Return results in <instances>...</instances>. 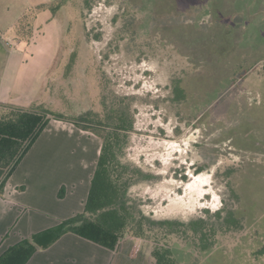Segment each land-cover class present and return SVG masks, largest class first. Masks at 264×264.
Returning <instances> with one entry per match:
<instances>
[{
	"label": "rangeland",
	"instance_id": "1",
	"mask_svg": "<svg viewBox=\"0 0 264 264\" xmlns=\"http://www.w3.org/2000/svg\"><path fill=\"white\" fill-rule=\"evenodd\" d=\"M6 6L1 0L0 35L11 51L8 102L38 101L76 116L101 111L103 98L126 97L134 117L126 159L153 174L131 188L141 209L154 218L203 216L217 224L215 245L206 250L172 239L175 258L264 264L252 226H220L215 215L238 209L264 233V56L238 71V54H264V0H8ZM28 9L35 10L29 41L12 30ZM135 242L133 257L152 261L150 243Z\"/></svg>",
	"mask_w": 264,
	"mask_h": 264
},
{
	"label": "trees",
	"instance_id": "2",
	"mask_svg": "<svg viewBox=\"0 0 264 264\" xmlns=\"http://www.w3.org/2000/svg\"><path fill=\"white\" fill-rule=\"evenodd\" d=\"M34 17L32 9L21 14L12 26L17 38L29 41ZM261 56L245 58L246 70L251 60L257 62L262 60ZM176 90L183 91L179 87ZM51 119L70 122L100 139L83 209L51 227L21 238L0 254V264H25L37 249L47 248L65 233H73L110 250H116L127 234L134 240L150 243L154 264H181L173 254L171 240L174 238L186 242L193 240L201 250L215 245L217 224L209 223L203 216L187 221L154 218L141 209V202L132 195L131 188L151 180L153 174L126 159L134 128V117L126 97L111 101L103 98L101 111L87 110L76 116L52 112L38 101L22 105L0 101V196L7 180ZM63 193L64 186H61L58 197H63ZM246 214L238 209L224 216L221 210L215 212L220 226L239 227L241 221L252 226L249 233L253 234L255 246L261 245L259 251L264 253V233L254 229L252 218ZM242 238L239 236L238 240Z\"/></svg>",
	"mask_w": 264,
	"mask_h": 264
},
{
	"label": "crops",
	"instance_id": "3",
	"mask_svg": "<svg viewBox=\"0 0 264 264\" xmlns=\"http://www.w3.org/2000/svg\"><path fill=\"white\" fill-rule=\"evenodd\" d=\"M2 1L9 8L8 0ZM1 19L0 16V29L4 28ZM249 50L238 54V71L245 58L262 55ZM10 58L9 44L0 35L1 102L11 101L13 95L4 85ZM100 144L97 136L70 122L56 119L48 122L7 180L0 196V254L21 238L83 209ZM16 173L19 178L13 181ZM20 186L23 188L18 189ZM61 186L64 193L59 198ZM46 188L51 192L50 197L45 193ZM135 245V240L127 234L116 250H110L73 233H65L47 248L37 249L25 264H146L133 257L138 254ZM150 261L147 264H153Z\"/></svg>",
	"mask_w": 264,
	"mask_h": 264
},
{
	"label": "flooded vegetation",
	"instance_id": "4",
	"mask_svg": "<svg viewBox=\"0 0 264 264\" xmlns=\"http://www.w3.org/2000/svg\"><path fill=\"white\" fill-rule=\"evenodd\" d=\"M238 23H239V21H238Z\"/></svg>",
	"mask_w": 264,
	"mask_h": 264
}]
</instances>
